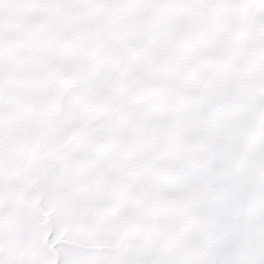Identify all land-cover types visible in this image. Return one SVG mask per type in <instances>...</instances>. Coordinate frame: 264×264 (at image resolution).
I'll return each instance as SVG.
<instances>
[{"label":"snow or ice","instance_id":"1","mask_svg":"<svg viewBox=\"0 0 264 264\" xmlns=\"http://www.w3.org/2000/svg\"><path fill=\"white\" fill-rule=\"evenodd\" d=\"M0 264H264V0H0Z\"/></svg>","mask_w":264,"mask_h":264}]
</instances>
